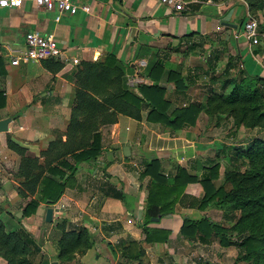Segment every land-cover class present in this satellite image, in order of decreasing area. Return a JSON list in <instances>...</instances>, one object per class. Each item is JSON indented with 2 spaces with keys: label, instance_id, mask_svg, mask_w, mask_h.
<instances>
[{
  "label": "crops",
  "instance_id": "0c3cea01",
  "mask_svg": "<svg viewBox=\"0 0 264 264\" xmlns=\"http://www.w3.org/2000/svg\"><path fill=\"white\" fill-rule=\"evenodd\" d=\"M187 1L192 3L195 0ZM75 3L90 6L91 12L80 10L75 15L61 14L55 8L46 10L38 7L34 0H24L20 8H0V58L3 60L0 64V93L6 97V106L0 108V120L11 118L8 131L0 132V207L3 209L1 219L7 226L20 223L18 214L24 212L28 202L18 193L20 184L16 174L22 156L10 148L9 142L26 149L31 157H40L59 133L58 129L66 132L75 98L74 76L81 62L105 61L108 56L114 55L125 66L136 63L137 72L145 76L128 73V85L135 90L142 84L150 83L146 73L150 62L161 61L166 66L160 83L168 88L166 98L172 102L180 101L184 106L190 102L205 101L211 92L216 91L213 89L218 86L222 88L223 83L220 79L217 82L211 73L208 79L209 71L214 72L212 69L215 68L212 58L207 60L211 68L206 65L189 67L186 76L185 66L190 62L182 61L179 57L183 46L190 50L197 44L201 46L202 42L228 36L224 47L229 46L237 53L235 59L240 69H252L254 73L260 71L264 77L262 51L254 53L253 58L248 53L250 44L243 35L244 26L239 22L246 8L237 0L192 3L191 10L184 12L169 9L158 0H75ZM237 6L242 7L243 11ZM31 31L55 36L62 55L48 60L61 62L64 67L60 72L50 71L45 65L48 60L22 62L19 66H13L4 56L6 47L24 50L25 36ZM232 35L235 40L229 41ZM261 40L258 46L264 50V40ZM197 57L189 55L188 59ZM170 70L182 75L188 86L186 90L178 91L174 83H167ZM196 71L203 72L206 80L198 77ZM221 76H228L226 70ZM202 85L206 88L200 89ZM147 116V110L143 112L141 121L120 116L117 123L102 127L101 156L95 161L78 164V171L68 181L58 203L51 206L43 204L34 218L22 221L26 229L38 226L39 231L49 225L44 244L51 264L58 260L57 244L63 232L57 224L62 220L68 221L67 230H93V247L69 264H87L92 253L98 254L104 247L117 253L118 260L115 259L114 264H120L122 252L118 246L134 242L146 249L143 258L145 264H186L190 258L195 259L202 248L207 251L217 246L219 253L235 248L185 240L180 235L185 217L200 219L213 211L222 223L226 210L212 206L204 213L184 204H178L174 214L159 218L158 224L151 225L170 230L169 242L146 245L141 222L148 201L150 180L142 178L141 173L155 158L161 161L162 173L168 178H173L180 167L201 177L204 171L198 168V163H220V177L216 181L218 186L223 182L225 170L235 167L232 146L247 148L257 137L251 136L250 131L236 130L229 118L212 125H202V118H199L196 126H186L174 132L160 124L148 122ZM219 130L223 133L211 139L210 136ZM254 131L259 136L261 130ZM66 139L64 136L63 140ZM126 146L130 150L124 151ZM205 153L209 154L206 156ZM114 191H121L125 199L114 198ZM49 207L54 209L51 223L45 220ZM163 219L171 222L172 226H160ZM54 228L60 233L54 234L53 238L50 235Z\"/></svg>",
  "mask_w": 264,
  "mask_h": 264
},
{
  "label": "trees",
  "instance_id": "16d2710c",
  "mask_svg": "<svg viewBox=\"0 0 264 264\" xmlns=\"http://www.w3.org/2000/svg\"><path fill=\"white\" fill-rule=\"evenodd\" d=\"M249 1L253 3V0ZM254 7L258 11L264 10L261 2ZM247 19L241 23L243 26ZM234 40L235 36L232 35L229 41ZM2 61L0 58V64ZM45 65L53 73L60 72L64 67L56 60H48ZM165 68L163 62L151 61L146 69L150 83L131 90L128 73L145 76L137 72L136 63L125 66L111 55L105 61L81 62L77 66L75 98L66 132L58 133L40 157H31L26 149L9 142L10 148L22 156L16 174L20 184L19 196L28 200L22 219L34 218L43 204L51 206L58 203L68 181L78 171V164L95 161L101 156L102 127L117 123L120 116L141 121L143 112L147 110L148 122L160 124L174 132L186 126H196L202 114L210 120L215 118L217 122L224 118L232 119L236 130L253 131L264 127V77L260 71L243 70L244 78L228 93L224 90L214 91L203 102L175 106L166 98L168 88L160 84L166 73ZM229 69L230 66L226 69L228 80ZM166 81L168 84L174 83L178 91L188 88L182 75L174 70L168 72ZM5 106L6 97L0 93V108ZM64 136L67 137L66 141L63 140ZM236 151L232 160L237 167L226 169L223 182L218 186L216 181L220 177V163H198V168L204 171L201 177L180 167L173 178H168L162 173V164L157 158L145 166L141 177L150 180L148 201L141 222L146 245L169 242L170 230L151 225L158 224L153 221L155 218L162 219L174 214L178 204L204 213L212 206L220 209L226 207V221L222 223L213 211L200 219L185 217L180 235L194 243H217L225 248L236 246L241 261L264 264V139L256 138L244 151ZM242 166L245 170H242ZM113 197L125 199L121 191H114ZM2 213L0 207V257L6 264H51L49 259L38 263L30 259L31 243L35 242L29 239L24 230H10L1 219ZM67 223V220H62L57 224L63 232L57 244L59 263L73 262L94 245L92 229L67 230ZM35 248L38 249L37 246ZM118 248L122 252L120 264H145L144 246L134 242L121 244Z\"/></svg>",
  "mask_w": 264,
  "mask_h": 264
},
{
  "label": "rangeland",
  "instance_id": "374dc122",
  "mask_svg": "<svg viewBox=\"0 0 264 264\" xmlns=\"http://www.w3.org/2000/svg\"><path fill=\"white\" fill-rule=\"evenodd\" d=\"M237 1L240 2L241 4H244V6L246 8L245 15L240 17L239 22L242 23L244 21V19H246V18H248L246 20V23L250 19L257 20V22L259 23L260 32L264 33V12H261V10L258 11V9H256L254 7L259 2L264 4V0H253L252 4L250 3L249 0H237ZM237 8L241 12L243 11L242 7L237 6ZM239 30H240V26H239ZM226 39H228V36H224V37L220 36L219 38L214 39V40H210L207 43L202 42L201 46L199 44H197L195 48L190 49V50L186 49L185 48L186 46L184 45L183 51L179 54V57L182 59V61L187 60L190 62L188 65L185 66L186 76L188 74L187 72L189 70V67H191V68L196 67V66L202 67V66L206 65L208 68H211L210 65H207V63H208L207 60L212 58L213 61L212 60L211 61L213 62V64H215V68L212 69V70H214V72L209 71L208 79H210L211 78L210 76L212 75L214 79H217L216 80L217 82L220 79L223 83L222 88H220L218 86L217 89L214 88L213 90H216L217 92H221L224 90L225 93L230 92V90L235 86V84L240 79L244 78L245 74L243 73V69H240V67L236 64L235 56L237 55V53H235V51H233L232 49H229V46L224 47L226 45V44H224V41ZM261 39L264 40L263 35L261 36ZM259 47L260 46H258V47L250 46V49H248V53L253 58V56L255 54L262 51L261 52L262 56H263L262 61L264 62V50H261ZM226 48H227V50H226ZM189 55H196L198 57H197V59L189 60L188 59ZM229 62H231L230 63L231 67L229 69V74H230L229 78L230 79L228 80V79H225L227 76L226 77H222V76L220 77V75H222V72H224L226 70V66ZM213 64L211 63L212 66H213ZM232 64L235 65V67H233ZM210 73H211V75H210ZM196 74L198 77H202L203 79L206 80V78H204L205 74H203V72L197 73V71H196ZM227 80H228L229 84H226V87H225L226 90H225L223 86L225 85V82ZM205 82H208V80ZM214 85L216 86V84H214ZM202 86H200V89L206 88L205 85H202ZM219 88H220V90H219ZM180 97L183 98L182 95ZM173 104L175 106H179V105H181V102L173 100ZM200 118H202V125H205V124L212 125V124L217 122V120L215 118H212V120H210V118L206 115H201ZM57 131L62 134V132L59 129ZM255 132L256 131L253 130V131H250L249 134L253 137L264 139V127L261 129L259 136H257ZM222 133L223 132L221 130H219L216 134L210 136V138L216 139V138H218V136H220L219 134H222ZM238 137H239V134L237 135V139H238ZM235 142H237V140ZM236 149H237L236 145H235V147L232 146V151H234L233 152L234 155L237 154ZM245 149L246 148H243V149L240 148V151H244ZM205 154L207 156L209 153H205ZM239 162H240V160H239ZM239 162H238V164H239ZM234 166L235 167H232V168L237 167L236 165H234ZM242 170H245V167L242 166ZM222 209L225 210L226 207H223ZM23 216L21 218H19L20 223L9 224L7 227L10 230H24L25 234L30 236L29 239H31L35 242L34 243L35 245L33 243H31L32 244V254L30 256V259L33 262L38 263V262H42L46 259H49L48 258V252L46 251L45 244H44L45 239H46L48 232H49V225H48V228L47 227L45 229L43 228V230H40V231L38 230V226H36V227L34 226V229L33 228L32 229H26L24 227L25 224L22 223V221L24 220V219H22ZM224 221H226V219ZM231 223L232 222H230V224L229 223L228 224L231 225ZM159 225L162 227H166L167 225L172 226V223L163 219L162 222L159 223ZM51 232L52 233L50 236H52V237L54 236V234L57 235L60 233L56 228H54L53 231H51ZM35 246H37L38 249H36ZM52 246H53L52 248L55 247L53 242H52ZM211 249L206 251L205 248H202V251H199L198 255L194 257L195 259L190 258L186 264H203L206 261H207L206 263H208V264H246L245 262L241 261L240 251H239V248L236 246H235V248L228 250L225 253H219L218 252L219 248L217 246H213V248H211ZM206 252H208V253L206 254ZM116 256H117L116 252H113L111 249L104 247L98 254L92 253V255L87 260V264H114ZM0 260L2 262L0 264H6V261L3 258H1ZM116 260H118V259H116ZM167 260L170 261V258L168 257ZM62 263L64 264L65 262L63 261ZM181 264H183V263H181Z\"/></svg>",
  "mask_w": 264,
  "mask_h": 264
},
{
  "label": "built area",
  "instance_id": "2783aa9c",
  "mask_svg": "<svg viewBox=\"0 0 264 264\" xmlns=\"http://www.w3.org/2000/svg\"><path fill=\"white\" fill-rule=\"evenodd\" d=\"M24 0H19L18 4L13 3V0H0V8H20L23 5ZM161 4L176 12L190 11L192 3L197 4H209L213 3V0H195L189 2L187 0H158ZM35 4L43 9L51 10L57 9L61 14L75 15L80 10L86 13L91 12V8L88 5L80 6L75 3V0H34ZM244 37L250 44V46H258L261 44L262 33L259 29V23L257 20L250 19L244 26ZM25 49L16 50L6 47L7 52L4 56L8 57L11 65L19 66L22 62L40 63L48 59H57L62 55L61 50L57 45L55 36L43 35L38 31L28 32L25 36ZM2 44L0 42V49Z\"/></svg>",
  "mask_w": 264,
  "mask_h": 264
},
{
  "label": "water",
  "instance_id": "95a60500",
  "mask_svg": "<svg viewBox=\"0 0 264 264\" xmlns=\"http://www.w3.org/2000/svg\"><path fill=\"white\" fill-rule=\"evenodd\" d=\"M234 27H236V25H234ZM11 122V118H7L4 120H0V132H6L8 131V124ZM125 150H130L128 146L125 147ZM24 212H21L20 214H18V217L21 218L23 216ZM53 217H54V209L52 207L47 208L46 211V218L45 220L48 223H51L53 221ZM154 222H158L159 218H155L153 219ZM52 264H60L58 261L53 262Z\"/></svg>",
  "mask_w": 264,
  "mask_h": 264
},
{
  "label": "clouds",
  "instance_id": "9594fccd",
  "mask_svg": "<svg viewBox=\"0 0 264 264\" xmlns=\"http://www.w3.org/2000/svg\"><path fill=\"white\" fill-rule=\"evenodd\" d=\"M13 3L18 4L19 0H13Z\"/></svg>",
  "mask_w": 264,
  "mask_h": 264
}]
</instances>
